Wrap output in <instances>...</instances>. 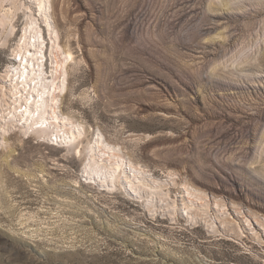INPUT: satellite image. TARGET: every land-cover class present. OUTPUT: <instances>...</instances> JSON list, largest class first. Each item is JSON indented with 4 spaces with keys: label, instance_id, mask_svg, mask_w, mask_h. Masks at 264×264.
<instances>
[{
    "label": "rangeland",
    "instance_id": "obj_1",
    "mask_svg": "<svg viewBox=\"0 0 264 264\" xmlns=\"http://www.w3.org/2000/svg\"><path fill=\"white\" fill-rule=\"evenodd\" d=\"M49 20L72 55L59 107L81 142L101 133L178 211L96 186L84 156L14 128L0 264H264V0H51ZM12 24L0 87L20 11ZM185 185L207 210L193 220Z\"/></svg>",
    "mask_w": 264,
    "mask_h": 264
},
{
    "label": "bare ground",
    "instance_id": "obj_2",
    "mask_svg": "<svg viewBox=\"0 0 264 264\" xmlns=\"http://www.w3.org/2000/svg\"><path fill=\"white\" fill-rule=\"evenodd\" d=\"M4 4L9 10L2 9ZM50 9L51 0H0L3 44L14 33L12 19L19 11L23 23L11 50L18 61L8 67L4 86L0 87V145L14 128L24 136L58 142L67 152L84 156L81 172L88 181L98 182L100 188L110 192L124 189L143 200L150 211L160 208L176 214L178 210L166 198L161 183L127 159L101 133L96 132L83 144V126L61 112L59 101L72 55L59 45L57 32L51 28ZM183 191L186 200L180 209L182 215L193 220L207 213L201 192L186 185Z\"/></svg>",
    "mask_w": 264,
    "mask_h": 264
},
{
    "label": "water",
    "instance_id": "obj_3",
    "mask_svg": "<svg viewBox=\"0 0 264 264\" xmlns=\"http://www.w3.org/2000/svg\"><path fill=\"white\" fill-rule=\"evenodd\" d=\"M13 60L15 61V63L18 61V60H16L15 58H13ZM32 136H33V135H32ZM34 137H35V136H34ZM55 144H58V142L55 143ZM83 177H84V179L86 180L87 176H83ZM95 182H96V181H95ZM95 185H96V186H99L98 182H96Z\"/></svg>",
    "mask_w": 264,
    "mask_h": 264
}]
</instances>
